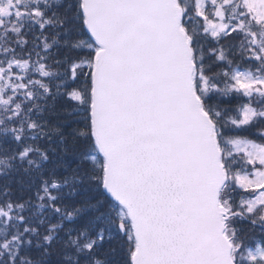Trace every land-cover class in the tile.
Segmentation results:
<instances>
[{"label":"snow or ice","instance_id":"obj_1","mask_svg":"<svg viewBox=\"0 0 264 264\" xmlns=\"http://www.w3.org/2000/svg\"><path fill=\"white\" fill-rule=\"evenodd\" d=\"M0 264H264V0H0Z\"/></svg>","mask_w":264,"mask_h":264}]
</instances>
